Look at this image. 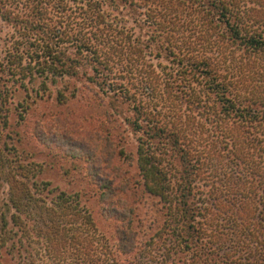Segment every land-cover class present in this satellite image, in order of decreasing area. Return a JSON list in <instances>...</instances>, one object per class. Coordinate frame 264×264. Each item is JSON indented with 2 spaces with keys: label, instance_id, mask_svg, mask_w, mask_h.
<instances>
[{
  "label": "trees",
  "instance_id": "1",
  "mask_svg": "<svg viewBox=\"0 0 264 264\" xmlns=\"http://www.w3.org/2000/svg\"><path fill=\"white\" fill-rule=\"evenodd\" d=\"M65 77L133 103L140 185L164 220L142 235L118 168L114 244L74 196L25 187L12 203L32 206L43 252L29 264H264V0H0V100Z\"/></svg>",
  "mask_w": 264,
  "mask_h": 264
},
{
  "label": "rangeland",
  "instance_id": "2",
  "mask_svg": "<svg viewBox=\"0 0 264 264\" xmlns=\"http://www.w3.org/2000/svg\"><path fill=\"white\" fill-rule=\"evenodd\" d=\"M37 87L9 82L0 100V264H29L43 253L29 221L36 214L32 206L20 213L12 203L13 192L21 195L25 187L47 202L60 191L74 196L114 244L117 222L104 210L103 192L117 168L118 183L128 180L137 187L131 198L143 221L142 235L155 234L164 217L157 199L140 185V133L129 122L133 103L84 77Z\"/></svg>",
  "mask_w": 264,
  "mask_h": 264
}]
</instances>
